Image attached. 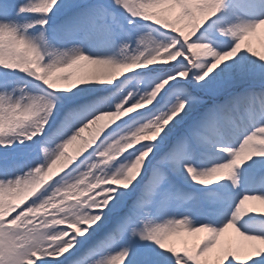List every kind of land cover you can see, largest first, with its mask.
Returning a JSON list of instances; mask_svg holds the SVG:
<instances>
[{"label": "snow or ice", "instance_id": "snow-or-ice-1", "mask_svg": "<svg viewBox=\"0 0 264 264\" xmlns=\"http://www.w3.org/2000/svg\"><path fill=\"white\" fill-rule=\"evenodd\" d=\"M214 3L185 43L183 0H0V264H209L229 230L239 239L219 261L264 264V95L233 90L264 79V54L245 45L264 28V0ZM157 38L182 55L141 66ZM21 39L70 79L49 87L11 66ZM190 45L213 59L201 64ZM127 134L137 142L106 167L101 154ZM182 232L203 235L191 248L166 243Z\"/></svg>", "mask_w": 264, "mask_h": 264}, {"label": "clouds", "instance_id": "clouds-1", "mask_svg": "<svg viewBox=\"0 0 264 264\" xmlns=\"http://www.w3.org/2000/svg\"><path fill=\"white\" fill-rule=\"evenodd\" d=\"M204 8L206 9L209 15L214 14L215 12L214 0H206V4L204 5ZM143 18L149 20L153 24H158L160 27L171 28V25L169 24L168 21L162 18H158L152 14L145 13L143 15ZM199 26L200 25L197 23L195 28L188 33L187 38L185 39V43H187V40H190L192 36L195 35V32L196 30H198ZM222 35L226 39L230 38L228 32H225ZM192 46L194 45L189 46V51H192ZM195 46L201 49V51H199L202 57L200 60L201 64L206 62L207 60L213 59L212 51L207 50V46L205 45H195ZM11 48L14 52L19 53L18 58H15L11 61V66H14L18 68L20 71L26 72L29 75L34 76L35 78L43 81L49 87H53L59 83L69 80L73 74L71 71L64 72L60 68L46 67L45 65L55 63V58L48 57L46 52L42 50L43 46H41V48L39 49L30 47L27 43L24 42L23 39H21L18 41L17 40L12 41ZM173 49H175V44H165L163 40L157 38L156 43H154L151 47L144 48L140 51L139 57H140V61H142L141 66L146 65L149 60H152L153 62H161L162 60H166L170 57L179 58V56L182 55V53L179 52L178 50L173 51ZM0 63H5L2 57H0ZM71 63H72L71 59L65 58L64 67H67ZM5 66H9V65L6 64ZM114 71H115L114 68L111 66L97 65L95 75H97L99 78L107 79L113 76ZM131 96L132 93H129V96L125 98V102H127V99L131 98ZM153 98H154L153 93H147L144 96H142L140 100L137 101V105L146 104ZM133 108L135 109L136 105H133ZM36 111L38 112V115L36 116V120L38 121L43 120L44 116L46 115V112L41 111L39 108ZM124 112H128V109H124ZM104 130L106 129H100L98 135H102ZM98 135L95 138H98ZM136 142H137L136 134H127L125 136H121L117 138L116 140L112 141L105 149L107 156L101 154V156L103 157L102 162L105 163L106 167H110L111 163H114L115 160L119 159V156L123 155L125 151H127L130 147L134 146ZM138 159L139 157H137V160ZM135 163L136 161H132L128 164L121 165L116 170L117 174L123 176L128 169L132 168L135 165ZM99 171L104 172L105 169L102 168L99 169ZM51 223L53 227L56 226L55 217H53Z\"/></svg>", "mask_w": 264, "mask_h": 264}, {"label": "rangeland", "instance_id": "rangeland-1", "mask_svg": "<svg viewBox=\"0 0 264 264\" xmlns=\"http://www.w3.org/2000/svg\"><path fill=\"white\" fill-rule=\"evenodd\" d=\"M183 3L190 9V14L184 15L180 18V24L177 25L178 27H183L185 31L188 33L195 28L197 25V19L198 16L202 13V11L205 9L204 5L206 4V0H183ZM174 18V14H172ZM59 20H53L50 21V23H58ZM190 30V31H189ZM187 38V37H186ZM245 45H250L254 51H257L261 54H264V28L258 29L256 33L253 35L249 36L245 40ZM87 52V50H85ZM192 51L199 52L201 49H199L197 46H192ZM93 58H98V57H93ZM103 58V57H100ZM85 67V66H84ZM260 85V86H259ZM264 87V79H261L260 77H247L244 80H242L240 83L235 85L234 91H238L236 93H243L248 89H253L255 90L256 87ZM257 93H261L262 95L264 94V89H259ZM243 99H240L239 102H241ZM241 111V112H240ZM244 117V110L242 111L239 109V115L237 118V123L239 124L240 122L242 124L247 122L246 118ZM87 135V133H85ZM239 141H236L238 143ZM23 145H21V148ZM2 151V149H0ZM191 187H196L195 185H192ZM23 206V205H21ZM203 235V233L200 234H189L187 232H182L179 235L171 236L169 237L168 241L166 243L170 244H175L177 247H182V246H187L191 248L193 244L197 242V239L199 236ZM238 237L234 233V231L229 230L226 234H224L218 243V246L216 249H214L211 253H209L207 259L209 261V264H226L224 261H219V252L220 249L224 246L227 245V243L231 240L233 245L238 241Z\"/></svg>", "mask_w": 264, "mask_h": 264}, {"label": "bare ground", "instance_id": "bare-ground-1", "mask_svg": "<svg viewBox=\"0 0 264 264\" xmlns=\"http://www.w3.org/2000/svg\"><path fill=\"white\" fill-rule=\"evenodd\" d=\"M66 50V49H65ZM78 72H90L91 71V66H81L76 69Z\"/></svg>", "mask_w": 264, "mask_h": 264}]
</instances>
